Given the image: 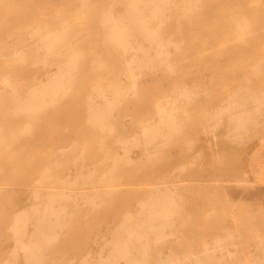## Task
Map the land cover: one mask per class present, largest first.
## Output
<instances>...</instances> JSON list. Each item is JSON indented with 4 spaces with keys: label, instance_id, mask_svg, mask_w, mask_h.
Here are the masks:
<instances>
[{
    "label": "rangeland",
    "instance_id": "374dc122",
    "mask_svg": "<svg viewBox=\"0 0 264 264\" xmlns=\"http://www.w3.org/2000/svg\"><path fill=\"white\" fill-rule=\"evenodd\" d=\"M109 18L134 47L133 20L160 34L145 46L163 62L135 69L136 85L124 72L136 52L108 42ZM59 70L55 97L22 111ZM260 95L264 0H0V264H29L15 249L39 244L50 193L65 196L36 264H108L136 223L147 254L135 246L119 264H193L216 244L214 263L264 264V186L249 169L253 158L264 171ZM223 112L244 122L224 123L213 146ZM154 126L144 155L132 142ZM149 205L163 235L145 226Z\"/></svg>",
    "mask_w": 264,
    "mask_h": 264
},
{
    "label": "bare ground",
    "instance_id": "6f19581e",
    "mask_svg": "<svg viewBox=\"0 0 264 264\" xmlns=\"http://www.w3.org/2000/svg\"><path fill=\"white\" fill-rule=\"evenodd\" d=\"M110 20L111 19L109 18V19H106V21H105V24L109 25V32H108V36H107L108 42L114 46L119 47V48L125 49L128 47L129 49L134 50L136 52V54L133 55L126 62L125 69H124L125 76L128 79V81L130 83H132L133 85H136L135 82L132 81V76H133V72L135 69L140 68L142 66L149 67V68L153 69V68L158 67L163 62L162 57H160L157 54H152L150 49H148V47L145 46V41L148 42L152 39L159 40L158 37L160 34H158L156 31H152L149 29V25H148L149 23L147 20H139V21L133 20L132 24H133V27L135 29V32H137L139 34V36H141L140 43L136 47H134V46L129 44V41H128L127 37L125 36L126 31L122 30L121 28H118V29L115 28V26L112 24V22ZM18 35H20V34H18ZM7 39H8V37H7ZM56 40H57V37L51 38L50 36H45V37L41 38V48L46 50V51H49L52 48V45L54 44V42ZM124 64H125V62H124ZM68 74H69L68 71L63 72V71L59 70L57 72L55 80H53V82L50 83L49 87H43L40 90H36L35 93L29 99H27L26 102L20 107V109L22 111H35V110H37V108H39L43 105L42 101L45 97L54 98L57 91L63 88L64 79L68 76ZM3 85H5V86L7 85L6 81L3 82ZM251 110H252V115L254 112H259L260 110H264V95H260V97L255 98V100L253 101V105L251 106ZM163 112H165V111L163 110ZM174 120H175L174 116L169 115L168 118L165 119V124H169V123L171 124ZM228 120L238 121V123L244 122L243 119H241V118L237 119L236 117H234L233 115L228 114V113L223 112L219 115H216V117L213 120H211L210 138H211V144L213 146H216L219 143V141L223 138V135L221 134L222 126ZM250 121H252V117L250 118ZM146 129H147L146 130L147 132L145 131L144 133L138 135L136 137V139H138V140L132 142L133 147L139 149L141 151V153L144 155L151 153L152 147L154 144L152 139L155 136V132H154L155 126L154 127H148ZM236 131H237V127H236V125H234L233 132H236ZM224 136L226 138H230L231 134H229L227 136L224 135ZM25 149H26V147H25ZM68 152H70V151H68ZM73 157H74V155H73ZM72 168H73V166H72ZM15 169H17V168H15ZM167 192H168L167 189H163V190L161 189L160 190L161 195H163L159 199L160 202L165 203L168 200L164 196ZM69 193L70 192H68V194ZM64 196L65 195L63 193H50L44 214L40 217H37L38 220H40L41 223L44 225L37 232V235L39 237L37 240V243H39V244L19 246L18 248L15 249V252H16V250H21L24 252V256L26 258L27 263L36 264L38 262V259H37L38 253L41 250L40 244L46 243L50 240V235H49L50 227L48 226L49 221L51 218H53V217L57 218L59 215V211L56 210L53 206L54 200H56L58 198L59 199L63 198ZM154 199L152 200V202L154 201ZM100 200H102V199H100ZM157 200H158V198H157ZM153 208H154V206H150V205L146 208L147 211H146L145 226L149 231L153 232L156 236H158V235L160 236V235H163L165 232H164V229L160 228L157 224L152 222L153 219L156 217V214L154 213ZM88 209H89V207H88ZM161 217L167 218V215L163 214ZM131 218L135 219V217H131ZM67 219H69V218H67ZM22 220H23V216H19L16 221L21 222ZM125 232L128 234L127 242L125 244L120 243L117 238L113 239L112 243H113L114 254L108 260V264H119V261L122 259H126L129 251L135 246H138L140 248V252H141L142 256H144V257L146 256L147 249L145 247V244L143 243V241H144L143 232L141 230H139L137 223L135 224L134 228L128 229ZM217 252L222 254L224 252V248L222 246L216 244L215 246H213L209 249H206V251L202 255L194 257L193 264H219V262L214 263L210 260L216 256ZM170 263H172V262H164V261L157 262V264H170ZM180 264H184V263L182 262Z\"/></svg>",
    "mask_w": 264,
    "mask_h": 264
},
{
    "label": "crops",
    "instance_id": "0c3cea01",
    "mask_svg": "<svg viewBox=\"0 0 264 264\" xmlns=\"http://www.w3.org/2000/svg\"><path fill=\"white\" fill-rule=\"evenodd\" d=\"M249 169L255 175V182L259 185L264 186V171H262L258 166L256 161L252 158L249 163Z\"/></svg>",
    "mask_w": 264,
    "mask_h": 264
}]
</instances>
